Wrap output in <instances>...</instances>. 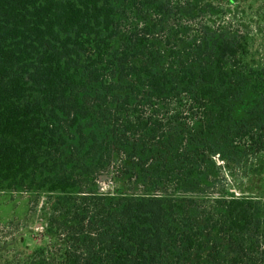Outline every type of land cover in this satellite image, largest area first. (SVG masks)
<instances>
[{
	"label": "trees",
	"instance_id": "1",
	"mask_svg": "<svg viewBox=\"0 0 264 264\" xmlns=\"http://www.w3.org/2000/svg\"><path fill=\"white\" fill-rule=\"evenodd\" d=\"M204 6L0 0V191L45 197L22 264H264V200L220 175L257 154L264 71L245 39L179 29Z\"/></svg>",
	"mask_w": 264,
	"mask_h": 264
},
{
	"label": "rangeland",
	"instance_id": "2",
	"mask_svg": "<svg viewBox=\"0 0 264 264\" xmlns=\"http://www.w3.org/2000/svg\"><path fill=\"white\" fill-rule=\"evenodd\" d=\"M176 1L172 0L173 6ZM200 4L205 8L208 5L206 12L196 20L176 21L181 24L177 27L199 29L204 23H210L229 36L245 39L246 65L252 70L264 71V0H200ZM253 106L256 107L248 111L250 124L264 115V89ZM253 142L252 149L257 154H251L246 147L242 166L221 168L220 175L233 195L264 200V130L255 132ZM97 186L100 193H112V175L102 176ZM44 202L45 197L35 193L0 191V264H22L36 244H41L40 227L46 215L42 209Z\"/></svg>",
	"mask_w": 264,
	"mask_h": 264
}]
</instances>
